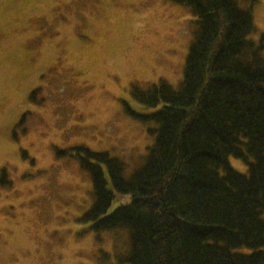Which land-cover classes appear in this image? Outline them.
<instances>
[{"label":"rangeland","instance_id":"rangeland-1","mask_svg":"<svg viewBox=\"0 0 264 264\" xmlns=\"http://www.w3.org/2000/svg\"><path fill=\"white\" fill-rule=\"evenodd\" d=\"M252 14L258 40L264 0ZM192 19L185 0H0V264H100L125 250V232L82 221L91 179L59 151L108 150L126 174L139 165L152 137L130 110L151 108L133 93L180 84Z\"/></svg>","mask_w":264,"mask_h":264},{"label":"trees","instance_id":"trees-1","mask_svg":"<svg viewBox=\"0 0 264 264\" xmlns=\"http://www.w3.org/2000/svg\"><path fill=\"white\" fill-rule=\"evenodd\" d=\"M185 2L194 28L180 84L160 80L133 93L151 108L130 110L152 137L139 165L126 174L108 150L59 151L91 179L82 221L126 234L120 256L100 264H264V33L253 39L256 0ZM122 196L128 200L109 211Z\"/></svg>","mask_w":264,"mask_h":264}]
</instances>
